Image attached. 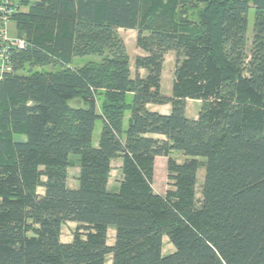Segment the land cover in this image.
Segmentation results:
<instances>
[{
    "label": "trees",
    "instance_id": "16d2710c",
    "mask_svg": "<svg viewBox=\"0 0 264 264\" xmlns=\"http://www.w3.org/2000/svg\"><path fill=\"white\" fill-rule=\"evenodd\" d=\"M23 3L12 22L27 46L0 80V264H264V0ZM117 29L137 31L134 76ZM88 56L100 60L71 66ZM188 100L202 104L197 119ZM158 157L164 195L153 188ZM117 158L123 179L111 192ZM69 222L77 227L64 244ZM164 237L175 248L167 255Z\"/></svg>",
    "mask_w": 264,
    "mask_h": 264
},
{
    "label": "rangeland",
    "instance_id": "374dc122",
    "mask_svg": "<svg viewBox=\"0 0 264 264\" xmlns=\"http://www.w3.org/2000/svg\"><path fill=\"white\" fill-rule=\"evenodd\" d=\"M36 0H29L30 3L34 2ZM21 9L25 10V6L23 3H21ZM18 10H20V7L18 5ZM12 22V21H11ZM253 26H254V17L253 12H251V16L249 18V30H248V37H247V47H246V53L247 55L251 54L252 50V37H253ZM10 36L16 34L17 35V29L13 28L12 30L8 29ZM117 35L123 40L125 43L127 53L130 60L131 65V71L132 75L134 76L136 74V68H135V58L137 55H142L143 53L137 49L136 46V38H137V31L136 30H126V29H117L116 30ZM12 37H17V36ZM100 60L97 56H88V57H77L73 60L72 67H82L87 63L90 62H98ZM176 54L174 52H168L165 56V64H164V70H163V77H162V94L167 97H171L172 95V85L174 81V70L176 67ZM142 74H145L144 71H142ZM144 76V75H142ZM188 115L187 117L192 118L195 111L199 113L201 110L202 104L200 101L196 100H188ZM73 105V104H72ZM190 107L194 109V111L190 110ZM102 131V122L100 120L97 121L95 131L93 134V145L98 146V141L100 137V133ZM173 158L178 162L182 163L185 161V156L180 152H174ZM201 162H205L206 160L204 158H199ZM79 169L76 167L70 168L69 170V182L71 186L78 187L79 182L78 180H75V177L77 175L78 177ZM206 173V168L204 166H201L198 171V185H197V198L198 201H202V185L204 182ZM118 176V169L115 167L113 169V179L112 184L113 186L117 181ZM118 188V186H117ZM153 188L156 194L158 195H164L166 191L168 190V179H167V158L165 157H158L155 163V171H154V181H153ZM113 192V190L111 189ZM197 201V205H199V202ZM70 229L68 227L65 229V233L69 234ZM172 246V245H171Z\"/></svg>",
    "mask_w": 264,
    "mask_h": 264
},
{
    "label": "crops",
    "instance_id": "0c3cea01",
    "mask_svg": "<svg viewBox=\"0 0 264 264\" xmlns=\"http://www.w3.org/2000/svg\"><path fill=\"white\" fill-rule=\"evenodd\" d=\"M24 1H29V0H16L17 4L19 6H21V3H23ZM24 4V3H23ZM13 28H16L15 27V23L14 22H10L9 23V29L12 30ZM16 34L12 35V36H15ZM17 36V35H16ZM130 61V60H129ZM131 65H130V69H131ZM144 70H140V74L141 75H144L142 74ZM132 72V71H131ZM188 103V101H187ZM148 109L150 111H153V112H158V113H161V114H164V115H168L171 111V105H148ZM188 104H186V115H188ZM190 110L194 111V109H192L190 107ZM200 113V111H199ZM199 113H197V111L194 112V114L192 115L193 117L190 118V119H197L198 116H199ZM130 115L127 116V119H126V123L128 122V118H129ZM189 118V117H188ZM155 138H164V137H161V136H154ZM99 143V141H98ZM94 147H97L96 145H94ZM157 160V159H156ZM156 163V161H155ZM122 165H123V161L121 158H117L115 160L112 161L111 163V168H112V171H111V174H110V179H109V184H108V189L109 191H111V189L113 190V192H116L118 189H119V185H120V182L122 181L123 179V173H122ZM117 168L118 169V176H117V179H116V183L111 186L112 184V179H113V169L114 168ZM77 169H79V167L76 166ZM70 170V169H69ZM69 172V171H68ZM78 175H79V172H78ZM78 177L76 175L75 177V180H77ZM67 184L68 186L71 188V189H76L78 187L75 186H71L70 185V182H69V177H68V181H67ZM118 186V188H117ZM39 192H43L42 189H39ZM112 192V191H111ZM68 227V229H70V232L69 234L65 233V229ZM77 227V224L75 223H66L65 225H63V228H62V234H61V242L64 243V244H68V243H71L72 240H73V233L75 231ZM114 241H115V230L114 229H109V232H108V245L112 246L114 244ZM163 254L164 255H167V254H170L172 252H174L175 248L173 247V245L171 246V244L169 243V239L167 237H164L163 239ZM106 264H112V261H111V256L108 258V260L106 261Z\"/></svg>",
    "mask_w": 264,
    "mask_h": 264
},
{
    "label": "built area",
    "instance_id": "2783aa9c",
    "mask_svg": "<svg viewBox=\"0 0 264 264\" xmlns=\"http://www.w3.org/2000/svg\"><path fill=\"white\" fill-rule=\"evenodd\" d=\"M18 13L16 0H0V80L13 71V53L23 50L27 43L24 39L9 34V23Z\"/></svg>",
    "mask_w": 264,
    "mask_h": 264
}]
</instances>
